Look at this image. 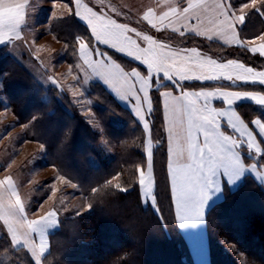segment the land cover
<instances>
[{"label":"snow or ice","instance_id":"1","mask_svg":"<svg viewBox=\"0 0 264 264\" xmlns=\"http://www.w3.org/2000/svg\"><path fill=\"white\" fill-rule=\"evenodd\" d=\"M28 3L29 0L15 3L2 0L0 7L14 6L17 12L0 18V44H14L16 41L26 44L45 77L61 91L71 93L79 104H91L85 98L81 85H87L94 77H101L121 99L134 104L135 114L143 122L147 134L146 172L143 168L137 169L143 203L152 206L157 203L152 130L148 119L155 111L154 96L163 109L165 119L169 155L167 167L174 214L182 221L202 216L209 190H218L216 181L219 175L232 177L252 170L264 176V162H258L260 157H264V119L255 118L246 122L234 110L235 104L242 99H250L264 107V89L226 90L238 83L264 86V60L261 61L262 67L257 69L235 58L221 60L207 55L201 48L181 46L185 43L184 38L199 37L209 44L222 43L264 58V32L248 36L242 35L241 31L250 13L256 12L264 17V0H247L239 5L234 0H145L143 7L135 12L133 9L125 10L127 5L121 0H73L72 7L67 2L61 4L53 0L51 18L56 16L55 9L63 7L83 20L89 28L88 35L78 36L72 44L71 55L75 60L69 65L67 73L73 81L71 84L54 74L52 68L56 65L50 67L41 59L40 53L45 50L44 47L35 46V40L26 39L22 34V26L28 23ZM120 17L132 18L137 26L118 22L117 18ZM143 23L147 24L148 29L139 27ZM150 30L174 35L157 37ZM177 38H180L178 43L175 42ZM257 41L261 43L257 45ZM98 44L128 57L130 61L139 62L143 66V73L136 68L125 70L112 56L101 51L96 46ZM185 81L229 83H208L199 91H187ZM173 90L176 95H173ZM216 100L221 101L220 107L213 106ZM10 111L9 108L0 110V113ZM85 114H91V110L85 108ZM12 115L16 116L14 112ZM36 119L34 116L31 121ZM31 121L19 126H15V122L5 125L0 131V143L11 137L16 128H27ZM6 127L10 128L7 132ZM29 142L38 141L26 139L17 148ZM244 153L256 157V161H246L243 159ZM19 154L16 151L9 162L0 166V174L12 167ZM32 171L35 174L43 170ZM57 180L81 193L79 197L84 202L83 207L77 206L75 215H81L82 210H90L95 194L109 187L127 191V187L118 182L120 176L115 175L84 194L81 186L72 182L70 174L61 170L47 186L51 188L47 200L55 197L59 191L55 187ZM25 186L19 183L15 173L0 179V232L7 233L15 245L25 246L34 264H46L47 230L59 226V216L68 210V206L60 207L54 203L44 215L37 219L30 218L39 213L40 208L35 213L27 208V201L21 197ZM68 195L72 199L77 198L71 193ZM63 203L62 193L60 204ZM228 246L235 248V245ZM238 255L241 264H249L247 257L242 253Z\"/></svg>","mask_w":264,"mask_h":264},{"label":"trees","instance_id":"2","mask_svg":"<svg viewBox=\"0 0 264 264\" xmlns=\"http://www.w3.org/2000/svg\"><path fill=\"white\" fill-rule=\"evenodd\" d=\"M254 17L247 26L243 27L241 30L243 32L242 35L254 36L264 29L263 19L257 14H254ZM61 23H65L63 33L66 31V35L70 34L71 37L80 35V32L77 31L78 27L85 28L81 23L76 24L77 27L71 19L61 21ZM59 28L58 25H55L53 30H57L61 35V28ZM248 28L251 30L247 31ZM189 39L205 43L197 37ZM210 45L225 52L230 50L229 47L215 42ZM0 49H5V47ZM111 55L125 69L136 67L143 71L142 65L135 61H130L128 57L113 51ZM228 58H235L249 66H253L245 61V57L241 59L229 56L226 60ZM5 61L7 63L10 62L11 65L5 66L0 62V79H8L12 84L16 80L14 78L15 75H12L13 67L22 68L11 57L6 56ZM23 73L25 72L23 71ZM28 80L33 79L30 77ZM220 83L228 85L227 82L211 84L218 85ZM184 84L185 89H201L204 84L208 83L191 82ZM228 89L260 91L264 89V86L240 84ZM95 91L100 93L99 98L104 105V109H99L98 113L104 128L105 137L109 140L108 146L113 149L110 148L114 152V156H109L102 149L103 134L98 131L92 132L82 118L77 119L76 117V119H73L67 112L65 115V111H62V109L61 112H57V106L50 108L53 113L48 116L42 114L34 115L37 119L31 121L32 123L29 126V132H33L39 127L38 125H46L50 122L52 129L50 128L51 125L48 128L51 133V130L55 132L59 127L63 126V122H61L62 116L63 120L68 122L66 131L60 133L59 137L61 139L56 142L57 145L62 142L61 147L65 150V147L68 146L67 150H72L73 153L75 144H80L79 150L81 153L79 155L74 153V158L68 159L72 161L76 169H80V172L84 175L83 179H86L85 182L79 177L75 179L85 194L91 187L99 186L106 179H111L118 174L121 177L120 182L127 187V191L124 192L114 187H109L102 193L95 194L93 197V209L89 214L77 217L71 222H62L60 224V228L50 236L51 252L49 256L56 254L54 255L56 260L53 264H67L70 252L74 254L71 260L76 258L74 263L80 262L82 260L81 257L75 256L77 251H82L83 253L93 252L90 257L95 254V262L91 258L88 261L95 264H193L190 258V249L174 214L173 196L170 191L167 167L168 149L165 120L160 103L154 96L153 106L155 111L150 116L151 122L152 120L156 122L153 124L152 131L158 140L157 142H161L159 166L155 173L158 176L155 188L157 210H155L150 206L144 205L139 186L135 181L133 182V180L137 179L135 165L138 163L145 164L146 156L138 149L140 142L137 143V140H142L145 134L143 127L133 113L128 108L123 107L101 83H95ZM26 108L28 109V107ZM237 111L246 122L255 118L264 119V110L253 103H240L237 105ZM48 112L44 111V113ZM58 113H60L59 117H57ZM20 118L23 122H29L22 117ZM55 120L57 121L54 125L52 122H55ZM33 137L36 138L35 135ZM40 140L42 139L40 138ZM49 150L52 153L56 151L54 148ZM87 151H89L88 154H86ZM59 152H62V149ZM87 155L91 156L87 158ZM248 155V153H244L243 159L254 161ZM55 162L56 160L53 163ZM259 162H264V157L260 158ZM56 165L59 169L64 170L61 164V166ZM95 170L98 171L99 176L91 179L90 177L93 176L90 174L95 172ZM70 176L73 177L74 175L70 174ZM206 224L210 251H224L223 246L220 244L223 239H228L234 244L241 242L243 244L242 251L254 263L263 264V262H260L261 259L255 257L254 253L260 251V255L264 259V188L253 176H246L241 186L236 190H230L224 185V198L209 209L206 215ZM68 252L69 255L67 256ZM107 254H111V258L106 260L105 255ZM227 262L230 264L231 260L228 259ZM29 264H33L32 261Z\"/></svg>","mask_w":264,"mask_h":264},{"label":"rangeland","instance_id":"3","mask_svg":"<svg viewBox=\"0 0 264 264\" xmlns=\"http://www.w3.org/2000/svg\"><path fill=\"white\" fill-rule=\"evenodd\" d=\"M128 1H130L133 4L134 12L135 10L140 9V5H138L139 0H128ZM128 1L121 0V2L123 3H126ZM58 2H60L61 4L67 2L70 7L74 6L73 0H58ZM85 2H88V0H85ZM234 2L236 5H239L241 3H246L247 0H234ZM29 3L30 4L28 5V12L26 14V19H27L28 24H26V26L25 25L23 26L22 34L25 35L26 39L35 40L36 42L35 46L44 47L45 50L40 53L41 59H43L45 63H47L50 67H52L53 65H56V67L52 68L54 74H56L58 77L62 79H65L66 83L68 84L73 83L71 77L67 75L68 70H69V65L73 63L75 60V57L71 55L72 44L74 40L78 38V36L88 35L89 28L87 24L80 18L74 16L71 13H68L63 7L59 9H55L56 16H60L61 18L57 19L56 16H53L51 18L53 7H54L53 0H31V2ZM89 6H92V5L90 4ZM16 12H17V9H13V10L7 11L5 14L8 13V16H9V15L15 14ZM254 14L259 15L256 12L250 13L249 17L246 19L241 30L243 29L244 26H247L251 22V20L255 18ZM261 18L263 19V23H264V17H261ZM67 19H71L72 21H74L75 25L81 23L86 29L80 28L76 25L79 28L77 29V31L80 32V35L78 36L74 35V37H71L70 34L66 35V31L65 33H63L65 30V23L60 24V22L65 21ZM117 19L119 22H126V23L132 24V26H137L133 23L132 18L125 19L123 17H120ZM55 25L56 26L58 25V27L61 28V29L59 28L62 32L61 35L57 32V30L55 31L53 30V27H55ZM139 27L148 29V26L146 23L141 24ZM250 30L251 29L248 28L247 31H250ZM152 32L157 37L174 35L170 32L169 33H156L155 31H152ZM261 32H264V29H262ZM261 32H259L258 34H260ZM67 33H69V31H67ZM179 39L180 38H177L175 42L178 43ZM184 39H185V43L181 45L182 47L184 46L198 47V48H201L202 51L206 53L207 55H210L214 58L221 59V60H226V58L229 56H234V57H238L241 59H244L245 57L246 59L245 61H247V63L252 64L257 69H260L262 67L261 61L264 60V58L253 56L236 47H229L230 50L228 52H225L223 50L212 47V45L206 42L199 43L198 40H192L189 38H184ZM259 43H261V41H257V45H259ZM65 44L68 45L67 48H65ZM96 46L101 51H104L108 55L112 56V58L117 63H119L113 57V55H111L112 51L115 52L114 50L107 48L103 44H98ZM4 47L5 49H0V62L5 66H9L11 64L10 62L7 63V61H5V58L6 56L11 57L12 59H15V61L23 69L25 73H23L22 69H17L16 67H13L14 70H13L12 75H15L14 78L16 79L14 83L11 84V82H9L8 79L7 80L3 78L0 79V110H6L9 108L11 109L10 112L0 113V131H2L4 126L7 124H11L15 122V126H19V125L28 123L26 121L23 122L20 117L28 121H31L32 117H34V115H37V114L48 116L50 113H53L51 112L52 110H50V108L57 106V110H58L57 112H61V109H62V111H65L64 113L65 115L67 112V114H69L73 119H76V117L77 119L82 118L83 122L91 129L92 132L98 131L99 133L103 134L104 140L102 141V149L105 150V152H107L109 156L111 157L114 156V152L112 151L113 149L110 147L112 149L111 150L108 146L109 140L105 137L104 128L100 120V115L98 113L100 110L104 109V105L100 101V98H99L100 93L98 91L97 92L95 91V83L97 82L95 77L92 80H90L87 85H81L82 90L85 93V98L89 99L91 101V104L90 105L79 104L75 101V98L71 95V93L61 91L55 84L51 83V81H49L45 77V75L43 74V69L40 67L39 62H37L34 59L32 53L29 51V48L26 44H24L21 41H16L14 44H9ZM0 48H3V47H0ZM118 54L122 55L120 53ZM136 69L139 70L138 68ZM141 72L143 73V71ZM30 77H32L34 81L28 80ZM185 82H195V81H185ZM196 82L199 83V81H196ZM216 82L229 83L228 81H216ZM6 85H8V87H6ZM237 85H240V84L238 83ZM246 101L254 103L250 99H242L238 103L246 102ZM213 106L220 107L221 101L219 100L214 101ZM26 107H28V109ZM85 108H89L91 110V114L86 115ZM261 108L264 110V107H261ZM45 110L49 112L44 113ZM12 112H14L16 116H13ZM59 116H60V113L57 114V117ZM148 119L150 120V117H148ZM57 120H55V122H52V123L55 125ZM61 122H63L62 123L63 126L60 128L57 125L59 127L58 130L55 132L54 130H51V133L48 128L51 125L50 122L46 125H38L39 127H37L33 132H29V126H30V123H29V126L27 128H21V127L16 128L15 131L12 133L11 137H9L8 139H5L2 143H0V166L9 162L13 154L16 151H19L20 153L19 156L16 157L15 163L12 165V167L8 171L0 174V179H2L4 175H10L12 173H15L18 178L19 183L21 185H26L25 187L22 188L21 197L22 199H25L27 201V208L32 213H35L38 210V208H40L39 213H37L34 216H31L30 218L37 219L39 218V216L44 215L45 212L48 211L53 206L54 203L58 204L60 207H64L65 205L68 206V210L61 213L59 216V219H60L59 226L47 230L48 252L45 254V258L47 259L46 264H53L56 260L54 259L55 258L54 255L56 254L49 256L51 252L50 251L51 234H53L60 228V224L62 222H71L73 221V219L77 217H80L85 214H89L93 209L92 207L88 211L82 210L81 215H75L77 206H81V208L83 207L84 202L79 197L81 193L76 192L75 189L66 187L59 180H57L55 184V187L59 189V191L56 192L55 197L47 200V198L50 195L49 192L51 191V188H48L47 186L50 185L52 182V179L57 176V172L61 171V169H59V167L56 164H58L59 166L62 165L64 167L63 172L74 175L73 177L70 176V178L72 179V182L76 183L75 179L78 177L83 182H85L86 180V179L85 180L83 179L84 175L83 173L80 172V169L79 170L76 169L73 166L72 161H69L70 159H68V158L73 159L74 153H76L77 155L81 153V151L79 150L80 144L79 145L78 143L75 144L73 148L74 153L72 152V150L71 151L67 150L68 146L65 147V150H64L61 147V144H63L62 142H60L61 143L60 145H57L56 141L57 140L59 141L61 139V137H59L60 133H63L66 131L67 124H68L67 121L63 120V116H62ZM138 122L143 127V122L139 120ZM155 123L156 122H154L153 120L152 122L150 120L151 130L153 128V124ZM50 128L52 129V125L50 126ZM9 130L10 128L6 127L5 132ZM144 133L145 134L143 136V139L137 140V143L140 142L138 144V149L139 151L143 152V154L146 156L145 149H146V142H147L146 141L147 134L145 130H144ZM53 134L56 136H54ZM34 135L36 136V138L33 137ZM37 137H40L42 140H45V141H42L40 140V138H37ZM13 138H15V140H13ZM151 138L153 141L152 163H153V175H154L155 188H156V182H157L158 176L155 173L157 172V167L159 166V160H160L159 156L161 153V147H160L161 142L160 143L157 142L158 140L155 138V134L153 131H151ZM26 139L28 141H38V142L24 143L23 147L17 148V146L21 145L23 141ZM257 139H260V138L257 137ZM44 142H47V143H44ZM41 143L43 144V149L41 148ZM53 148L54 150L56 149V151L52 153L50 152L49 149L53 150ZM61 149H62V152H59L61 151ZM156 149H157V153H156ZM88 153L89 151L86 152V154ZM90 156L87 155V158ZM248 156L252 157L254 161H256L257 159L254 156H251V155H248ZM54 160H56L55 162L56 164L53 163ZM146 163L147 161L145 159V164L138 163L135 165L134 168H135L136 175H137L138 168H143L145 169V172H146ZM52 166H55V167H52ZM33 169L34 170L39 169L43 171H39L34 174L32 171ZM90 175L93 176V177H90L91 179L97 178L99 176L98 171L96 170ZM118 175L120 176V174ZM248 175L253 176L258 181V183L264 188V176H260L257 172H254L252 170H245L241 172L238 176L233 175L232 177H229L227 175H222V176L219 175L216 181V183L218 184V190L216 188L209 190V194H208L209 199L205 203L201 217L188 218V219H184L183 221L179 217V220H180V223H179L178 217L176 215L177 224L190 249L189 251L191 255L190 258L193 264H228L227 262L228 259L231 260L230 264H241L240 256L238 255V253H242L245 257H247L249 260V264H258V263H254L242 251L243 244L241 242H238V244H234L233 242L228 241V239H223L221 240L220 244L223 246L224 251H221V252L220 251H210L209 238H208V232H207V226H206L207 225L206 224L207 212L214 204L218 203L224 198V185H226L227 188L230 190H236L237 188L241 186L245 177ZM30 181H35V182L33 183ZM120 181H121V177H120ZM134 181L138 185V180L136 179V180H133V182ZM121 184L123 186V183ZM155 188H154V191H155ZM62 193L64 196V203L60 204ZM70 193L74 196H77V198L72 199L68 195ZM46 200L47 202H45ZM173 203H174V199H173ZM42 204L43 206L41 207ZM144 205L150 206L153 209L157 210L156 205L152 206V205L145 204V203ZM229 244L235 245V248L234 249L230 248L228 246ZM75 253H76L75 256H78V257L80 256L82 260H80V262L78 261V263H74L76 262L74 261L76 258L74 260H71V257L74 256L73 252H70V255L68 252L67 256L69 255L68 257L69 259H68L67 264H95V263H92L91 261H88V259L91 258V260L95 262V259H96L95 254L90 257V255L93 252L83 253L82 251H77ZM254 255L255 257L261 259L260 262H263L264 264V259L262 255H260V251L258 253L255 252ZM109 258H111V254L105 255L106 260ZM30 261H32V263L34 264V260L30 252L25 248V246L15 245L13 241L11 240L10 236L7 235V233L0 232V264L2 263L29 264Z\"/></svg>","mask_w":264,"mask_h":264},{"label":"crops","instance_id":"4","mask_svg":"<svg viewBox=\"0 0 264 264\" xmlns=\"http://www.w3.org/2000/svg\"><path fill=\"white\" fill-rule=\"evenodd\" d=\"M128 1V0H127ZM9 2H12V3H15V2H21V0H9ZM29 2H31V0H29ZM0 3H2V0H0ZM145 3V0H139V3L138 5H140V9L143 7ZM30 3H28L29 5ZM127 5V9H133L134 10V7H133V4L128 1L125 3ZM137 6V5H136ZM13 9H16L14 6H8V7H0V18L2 17H5V16H8V13L5 14L7 11H10V10H13ZM16 14V13H15ZM13 14V15H15ZM119 22V21H118ZM28 24V23H27ZM26 26V24H25ZM23 28V26H22ZM151 31H154V30H151ZM199 38V37H197ZM216 43V42H215ZM217 44H220L222 46H225V47H230V46H227V45H223L222 43H217ZM6 45H9V43H4V44H0V47H4ZM139 63V62H138ZM122 67V66H121ZM126 70V69H125ZM96 81L98 83H101L108 91L110 94H112L117 100L118 102L123 106V107H126L128 108L132 113L133 115L138 119V117L136 116L135 114V107H134V104L130 101H127V100H123L121 99V97L112 89V87L110 85H108L101 77H95ZM196 82V81H195ZM183 83H191V82H183ZM199 83H215V82H199ZM187 91H199L200 89H185ZM227 90H230V89H227ZM176 91L173 90V95H176ZM248 102V101H246ZM243 103V102H241ZM249 103H252V102H249ZM219 104V103H218ZM240 103H236L235 106H234V110L237 111V105H239ZM254 104V103H253ZM256 105V104H255ZM259 106V105H258ZM238 114L240 115V113L238 112ZM241 116V115H240ZM241 118H243L241 116ZM139 120V119H138ZM165 120V119H164ZM140 121V120H139ZM167 149H168V143H167ZM168 161H169V155H168ZM222 176V175H221ZM223 189V188H222ZM178 217V220H179V216L177 215ZM179 223H180V220H179Z\"/></svg>","mask_w":264,"mask_h":264}]
</instances>
